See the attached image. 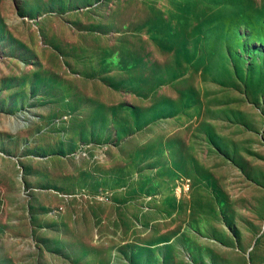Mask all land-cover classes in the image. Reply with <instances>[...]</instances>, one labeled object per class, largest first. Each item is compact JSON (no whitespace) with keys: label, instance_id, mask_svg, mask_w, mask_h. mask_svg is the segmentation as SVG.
<instances>
[{"label":"rangeland","instance_id":"rangeland-1","mask_svg":"<svg viewBox=\"0 0 264 264\" xmlns=\"http://www.w3.org/2000/svg\"><path fill=\"white\" fill-rule=\"evenodd\" d=\"M0 264H264V0H0Z\"/></svg>","mask_w":264,"mask_h":264}]
</instances>
